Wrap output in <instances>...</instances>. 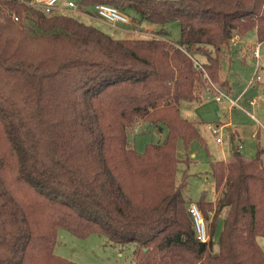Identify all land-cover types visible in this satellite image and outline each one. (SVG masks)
<instances>
[{
  "label": "trees",
  "instance_id": "1",
  "mask_svg": "<svg viewBox=\"0 0 264 264\" xmlns=\"http://www.w3.org/2000/svg\"><path fill=\"white\" fill-rule=\"evenodd\" d=\"M26 1L0 0V264H78L56 254L60 230L134 244L133 264H264L263 150L211 161L216 196L197 201L180 167L191 157L178 153L206 146L181 104L200 102L209 81L228 86L222 62L237 39L255 31L264 44V0H74L86 11L115 6L131 28L161 26L152 37L109 34ZM139 121L164 140L136 151L128 130Z\"/></svg>",
  "mask_w": 264,
  "mask_h": 264
},
{
  "label": "rangeland",
  "instance_id": "2",
  "mask_svg": "<svg viewBox=\"0 0 264 264\" xmlns=\"http://www.w3.org/2000/svg\"><path fill=\"white\" fill-rule=\"evenodd\" d=\"M81 19L87 21L86 18ZM91 24L106 33L122 35L99 21H93ZM145 26L151 34L162 28L149 23H145ZM163 28L171 42L176 43L179 40L181 33L177 22H170ZM257 44L256 32L251 31L240 39L237 47L232 45L231 51L222 62L221 70V80H227L228 86L209 81L202 92L200 102L181 104V115L198 126L206 142L205 147L199 142H193L188 151L182 145L179 147L181 159H184L187 153L191 157L189 166L182 163L180 167L187 169L190 174L187 194L193 201H197L203 193H206L210 200L215 198L210 162L232 159L233 144L241 145L238 151L249 159L256 156L260 147L264 160V58L260 60V69L256 73V60L251 53ZM261 52L264 55V45ZM211 83L229 92L234 99H239V106L229 108L230 103L226 100L222 103L217 102ZM211 126L220 127L218 136L213 134ZM235 130L239 131V138L233 137ZM165 134L148 123L139 121L128 130V140L131 147L143 152L147 144L162 142ZM217 138H220L221 142H217ZM206 223L208 224L207 221ZM222 228L223 224L220 221L213 234L215 242L219 240ZM258 243L264 250V237H258ZM136 249L137 246L134 244L127 246L110 244L97 234L81 239L66 230H60L55 252L78 264H133V253Z\"/></svg>",
  "mask_w": 264,
  "mask_h": 264
},
{
  "label": "built area",
  "instance_id": "3",
  "mask_svg": "<svg viewBox=\"0 0 264 264\" xmlns=\"http://www.w3.org/2000/svg\"><path fill=\"white\" fill-rule=\"evenodd\" d=\"M25 3L31 7L44 11L46 14L65 13L67 15L86 18L88 23L99 21L111 27L116 32H125L134 36H156L155 34H151L146 29L126 28L131 25V19L127 15L123 14L118 8L110 4H96L86 11L84 8H80L74 0H29ZM233 44L236 45V42H234ZM253 57L256 60L257 73L260 69V60L262 58L260 52V44L255 47L253 51ZM196 66L204 70L200 63L196 62ZM205 76L208 77L206 73ZM211 86L215 92L214 96L216 101L221 102L223 100H226L232 107L239 106V99H234L226 91L214 86L213 84ZM211 129L214 135H219V126H211ZM217 142H221V139L217 138ZM189 210L193 217L198 238L202 242L209 241L207 223L199 206L195 202H193L190 204Z\"/></svg>",
  "mask_w": 264,
  "mask_h": 264
},
{
  "label": "crops",
  "instance_id": "4",
  "mask_svg": "<svg viewBox=\"0 0 264 264\" xmlns=\"http://www.w3.org/2000/svg\"><path fill=\"white\" fill-rule=\"evenodd\" d=\"M141 26H143L144 28H147V26H145V24H142ZM126 28H131V27H126ZM133 28V27H132ZM119 33H121L122 35L123 34H127V35H132V34H129V33H125V32H119ZM121 35V36H122ZM236 45H234V44H232L233 46H238L239 44H240V39H237L236 41ZM258 42V41H257ZM258 44H260V43H258ZM257 44V45H258ZM262 45H264V44H260V52L262 51ZM254 49L255 48H253L252 49V57H253V51H254ZM261 55H262V58H261V60L264 58V55L262 54V52H261ZM254 58V57H253ZM228 93V92H227ZM229 94V93H228ZM230 95V94H229ZM223 101H225V100H223ZM223 101H221V102H219V103H222ZM218 102V101H217ZM228 102V101H227ZM229 108H231V105L229 106ZM228 125H229V123H228ZM224 126V125H223ZM235 136H238V138L240 137L239 136V131L238 130H235V132H234V134H233V137H235ZM234 143V142H233ZM238 147H241V145L240 146H236V145H234L233 144V158L232 159H229V160H227V159H221V160H225V161H230V160H233L234 159V154H235V152L239 149ZM241 154V153H240ZM242 155V154H241ZM243 156V155H242ZM246 158V157H245ZM246 159H249V158H246Z\"/></svg>",
  "mask_w": 264,
  "mask_h": 264
}]
</instances>
